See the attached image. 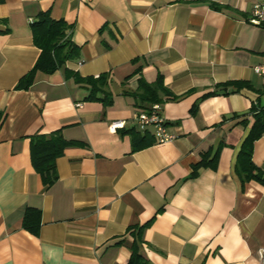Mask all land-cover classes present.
<instances>
[{"label": "crops", "instance_id": "0c3cea01", "mask_svg": "<svg viewBox=\"0 0 264 264\" xmlns=\"http://www.w3.org/2000/svg\"><path fill=\"white\" fill-rule=\"evenodd\" d=\"M256 2L0 0V264H126L132 251L115 242L151 218L141 236L151 264H264V184L235 171L251 103L264 102L253 71L264 63V25L248 22ZM45 11L67 23L77 57L17 89L40 55L31 24ZM70 73L104 75L112 101L87 100ZM158 77L176 96L159 103L176 135L163 143L134 121L145 108L125 94ZM231 81L247 85L225 93ZM261 119L251 159L264 172ZM57 130L80 144L56 159L46 188L30 136ZM147 134L153 142L134 149L132 135ZM27 208L40 211L37 235L22 226Z\"/></svg>", "mask_w": 264, "mask_h": 264}, {"label": "trees", "instance_id": "16d2710c", "mask_svg": "<svg viewBox=\"0 0 264 264\" xmlns=\"http://www.w3.org/2000/svg\"><path fill=\"white\" fill-rule=\"evenodd\" d=\"M67 29L68 25L65 21L52 19L47 11L38 13L36 20L31 24V30L33 43L41 52L33 68L17 83V89L27 88L33 79L35 71L40 70L51 73L63 67L67 60L77 57L78 48L68 40ZM70 74L77 83H83L88 86L90 94L86 98L87 100L100 99L105 104H109L112 101L110 93H106L104 90L105 85H107L104 75H100L97 78H82L78 74ZM244 85H247V83L231 81L223 84L222 87L225 90L226 86H235L238 89ZM100 91L104 93L101 98L97 97V93ZM215 93L213 92V94ZM225 93H227V90ZM125 94L133 97L137 107L145 109L149 107V104L176 100V96H173L165 87L161 77H158L153 83L140 79L136 91L125 92ZM250 112L255 117V123L252 125L238 152L235 171L243 182L253 179L264 184V172H260L251 159V144L260 134L262 126L261 115L264 114V102L261 101L259 96L252 101ZM3 118L4 114L0 111V125ZM152 139L148 134L140 137L132 135L133 148L146 147L153 142ZM74 144L79 145L80 143L65 140L58 130L48 134L36 133L30 136V161L34 170L39 174L44 187H50L57 180L56 159L63 154L67 147ZM152 219L143 224H135V226L128 227L125 235L115 242V244H127L131 249V257L126 264H151L142 253L143 238L141 236ZM22 226L37 235L40 227V211L35 208H27L23 216ZM128 237L131 240H128Z\"/></svg>", "mask_w": 264, "mask_h": 264}, {"label": "built area", "instance_id": "2783aa9c", "mask_svg": "<svg viewBox=\"0 0 264 264\" xmlns=\"http://www.w3.org/2000/svg\"><path fill=\"white\" fill-rule=\"evenodd\" d=\"M251 6L248 22L256 26L264 25V3L256 2ZM253 71L260 78L261 84L264 85V63L254 66ZM133 119L142 128L151 127L158 143L171 141L176 137L175 134L167 130L166 120L161 115V105L159 103H153L147 109L135 113ZM123 125V121L111 122L109 130L114 133ZM260 255L261 259L264 260V250L260 251Z\"/></svg>", "mask_w": 264, "mask_h": 264}]
</instances>
